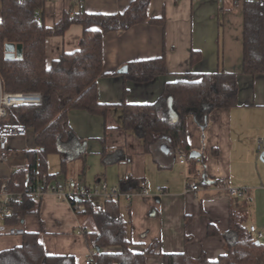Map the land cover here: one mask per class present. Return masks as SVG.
Here are the masks:
<instances>
[{
	"label": "crops",
	"instance_id": "1",
	"mask_svg": "<svg viewBox=\"0 0 264 264\" xmlns=\"http://www.w3.org/2000/svg\"><path fill=\"white\" fill-rule=\"evenodd\" d=\"M132 1L47 0L43 22L52 28L64 14L80 10L121 13ZM147 15L158 22L103 35L97 94L99 103L110 108L105 118L83 110L68 112L58 152L48 156L56 158L59 167H48L46 162V170L56 175V181L74 179L89 187L103 182L137 187L140 180H147V197L134 195L130 201H119L122 215L130 219L132 252L142 253L158 243L159 254L147 256L146 264H162V254L177 253L191 258L203 253L215 261L235 240L229 230L231 213L243 217L244 228L264 230V162L257 152V141L264 139V73L254 77L242 73V0H150ZM82 32L80 25L73 24L62 36L46 38V67L62 54L78 50ZM158 58L164 59L167 73L150 82L135 83L119 73L129 63ZM219 71L237 75L238 103L213 110L205 125L193 115L187 117V143L199 155L194 160L187 157L180 164L177 151L161 142L146 151L132 132L122 128L123 104H154L162 97L165 83ZM158 113L169 122L178 119L170 97L159 104ZM163 146L169 151H162ZM34 149L31 131L25 138L10 140L9 160L0 162V187L26 164L24 152ZM125 175L130 182L123 181ZM193 184L198 190L189 189ZM230 189H244V194L233 197ZM15 226L37 234L48 255H69L76 264L92 260L82 236L83 229H92L90 219L80 218L68 203L52 195L42 197L38 215H26ZM210 229L216 233L209 234ZM21 243L22 237L0 236V251Z\"/></svg>",
	"mask_w": 264,
	"mask_h": 264
},
{
	"label": "trees",
	"instance_id": "2",
	"mask_svg": "<svg viewBox=\"0 0 264 264\" xmlns=\"http://www.w3.org/2000/svg\"><path fill=\"white\" fill-rule=\"evenodd\" d=\"M47 0H1L0 16V89L6 93L36 92L41 95L39 105L15 106L8 109L5 122L23 124L34 135L35 149L25 151L26 164L14 170L8 178L9 190L22 194L20 201L12 200V214L5 218L9 225H18L26 215H38L40 200L24 195L23 183L38 180L56 181V175L46 170L47 157L58 152L59 140L65 134L67 115L71 110H83L105 118L108 105L100 104L97 81L102 75L103 35L122 33L141 23H156L147 8L150 0H133L121 13L112 15L88 14L83 10L64 14L52 28L43 22V8ZM236 1V0H234ZM243 2L242 73L257 76L264 73V1ZM80 25L83 29L78 50L62 54L46 67L44 43L50 36H62L68 28ZM21 46V56L6 58V45ZM195 55V54H194ZM193 59V54L191 56ZM163 58L128 64L124 77L135 83H147L166 75ZM238 80L234 73L219 71L186 78L164 85L162 97L154 104L122 105V128L132 132L146 151L156 143H165L174 152L191 153L187 143L186 119L193 115L205 125L215 109H230L238 103ZM172 99L178 114L175 122L163 119L158 106L165 98ZM194 160V159H190ZM125 190L136 188L123 186ZM75 213L87 217L91 230L82 231L87 247L92 251V264H146V257L159 254L158 243L142 253L130 249L131 223L121 211L119 201L107 199L94 203L83 197L70 200ZM230 232L235 240L225 254L210 261L205 254L191 258L185 253L162 254V264H264V238L256 240L243 226V217L230 215ZM213 235L214 229L208 231ZM111 247L118 252H107ZM0 264H76L69 255H48L35 233L22 236V243L0 251Z\"/></svg>",
	"mask_w": 264,
	"mask_h": 264
},
{
	"label": "built area",
	"instance_id": "3",
	"mask_svg": "<svg viewBox=\"0 0 264 264\" xmlns=\"http://www.w3.org/2000/svg\"><path fill=\"white\" fill-rule=\"evenodd\" d=\"M264 1V0H263ZM42 101L41 95L36 92H18V93H6L0 89V162H7L9 160L8 145L13 138H25L28 135V129L19 123H7L5 119L7 117L8 109L15 106H29L39 105ZM264 151V139L257 141V152L260 154ZM177 156L180 164H185L187 161L186 155L177 150ZM123 181L128 183L131 181L129 175L123 177ZM191 191L198 190V186L190 185ZM24 195H28L34 200H41L43 196L49 194L56 200L68 203L72 210H77L76 205H71L70 200L76 197H83L94 203H99L107 199L115 201H130L134 195H140L147 197L149 195V183L147 180L142 179L137 184L135 189L125 190L123 187L108 186L106 183H99L94 186H85L78 184L74 179H67L65 181H52L47 182L45 180H38L35 183H29L25 181L23 183ZM158 193H162L161 187H156ZM231 196H242L244 189H230ZM22 194H13L9 190V182L4 181L0 187V236H13L22 237L25 234L24 229L21 226L9 225L5 222V218L12 214V210L9 204L12 200L20 201ZM249 232L254 235L256 240H262L264 238V230L260 231L255 226H249ZM85 264H92V260L87 259Z\"/></svg>",
	"mask_w": 264,
	"mask_h": 264
},
{
	"label": "water",
	"instance_id": "4",
	"mask_svg": "<svg viewBox=\"0 0 264 264\" xmlns=\"http://www.w3.org/2000/svg\"><path fill=\"white\" fill-rule=\"evenodd\" d=\"M17 57L19 58L21 56V46L20 45H17V46H14L12 44H8L6 45V58L7 59H12L14 57ZM127 72V67H123L119 73H122V74H125ZM162 151L164 152H168L169 149L166 147V146H163L162 147ZM199 155L195 152H191L189 154V158L190 159H195L196 157H198ZM259 157H260V160L264 162V151L261 152L259 154Z\"/></svg>",
	"mask_w": 264,
	"mask_h": 264
},
{
	"label": "rangeland",
	"instance_id": "5",
	"mask_svg": "<svg viewBox=\"0 0 264 264\" xmlns=\"http://www.w3.org/2000/svg\"><path fill=\"white\" fill-rule=\"evenodd\" d=\"M47 165L48 167H55L56 170L58 169L59 165H58V160L56 158L51 157H47Z\"/></svg>",
	"mask_w": 264,
	"mask_h": 264
}]
</instances>
